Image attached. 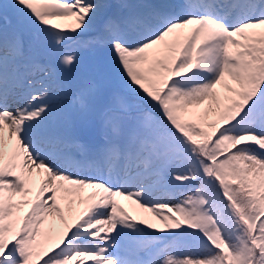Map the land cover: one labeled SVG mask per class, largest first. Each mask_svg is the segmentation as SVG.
<instances>
[{
    "label": "snow or ice",
    "instance_id": "1",
    "mask_svg": "<svg viewBox=\"0 0 264 264\" xmlns=\"http://www.w3.org/2000/svg\"><path fill=\"white\" fill-rule=\"evenodd\" d=\"M88 261L264 264V0H0V264Z\"/></svg>",
    "mask_w": 264,
    "mask_h": 264
},
{
    "label": "rangeland",
    "instance_id": "2",
    "mask_svg": "<svg viewBox=\"0 0 264 264\" xmlns=\"http://www.w3.org/2000/svg\"><path fill=\"white\" fill-rule=\"evenodd\" d=\"M129 3H139L140 0H128ZM6 3L7 4H11V2L9 0H6ZM66 24H71L72 22L71 21H66L64 22ZM90 36H93L91 34H89ZM75 45V44H74ZM84 62H95V61H98V62H101L103 64L106 63V61H110V60H115L116 61V58L115 56L112 54L111 52V49L108 48V49H105V48H98L95 52L93 53H90L86 50H82V49H76L74 51ZM117 66L119 68V65L117 63ZM82 65H77V66H74L72 67L71 69H67V70H64L63 71V79L66 81L68 78H72L74 81L75 84H78L80 79H81V76H82ZM122 74V73H121ZM58 96V103H57V106L60 107V106H66L70 103V99H69V96H67L65 99H62ZM95 120H86L84 122H81L78 127H77V130H76V135L78 134H85L86 136V131L88 129H91V132L95 131V129L98 130V123L96 124L95 127L92 126V123L94 122ZM91 124L88 129L86 128V126L88 124ZM87 129V130H86ZM89 134V133H88ZM90 137V135H89ZM99 137V134L95 135V138H96V141L98 140L97 138ZM191 187V186H189ZM189 189L188 188H184V190L182 191H173V194H174V200L173 202H178L179 200L183 199V195L184 193H186ZM120 204L122 205V207L125 209V211H127L131 216L134 217V219H146V220H149L150 222L152 223H155V224H159V221L155 220L150 213H147V212H142L136 205L133 206L129 203H127L125 200H120L119 201ZM63 207V205H62ZM67 215V213H66ZM59 221H56V226L57 223ZM59 228V227H58ZM148 229V228H147ZM150 230H153V229H150ZM154 231V230H153ZM114 252H117L118 253V250L113 248L112 249ZM111 251V249H110ZM119 254V253H118ZM87 264H91V261H88Z\"/></svg>",
    "mask_w": 264,
    "mask_h": 264
},
{
    "label": "bare ground",
    "instance_id": "3",
    "mask_svg": "<svg viewBox=\"0 0 264 264\" xmlns=\"http://www.w3.org/2000/svg\"><path fill=\"white\" fill-rule=\"evenodd\" d=\"M11 107L12 108H15L16 107V104L13 103ZM172 198H173L172 192L162 193L160 191H156V193L152 196L151 199L154 201V200H157V199H167V200H171ZM125 201L127 203L135 206V204H133L131 201H128V200H125ZM57 225H58L57 228L60 227L59 222L57 223Z\"/></svg>",
    "mask_w": 264,
    "mask_h": 264
}]
</instances>
